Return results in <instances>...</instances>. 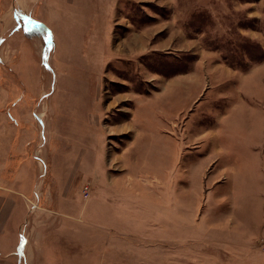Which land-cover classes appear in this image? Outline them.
Listing matches in <instances>:
<instances>
[{
	"label": "rangeland",
	"instance_id": "rangeland-1",
	"mask_svg": "<svg viewBox=\"0 0 264 264\" xmlns=\"http://www.w3.org/2000/svg\"><path fill=\"white\" fill-rule=\"evenodd\" d=\"M263 62L264 0H0V264H264L262 194L237 222L207 191L219 146L165 147L146 101Z\"/></svg>",
	"mask_w": 264,
	"mask_h": 264
},
{
	"label": "crops",
	"instance_id": "crops-1",
	"mask_svg": "<svg viewBox=\"0 0 264 264\" xmlns=\"http://www.w3.org/2000/svg\"><path fill=\"white\" fill-rule=\"evenodd\" d=\"M16 11L19 13L18 8ZM222 67H209L204 77L178 75L166 80L161 84L163 87L159 93L146 99L151 100L155 106V114L151 115L149 122H159V141H165V147H172L178 154L183 145H192L194 150L201 149L206 157L218 145L217 156L207 160L203 167L204 176L209 180L207 191H215L218 187L219 192H224L220 203L235 210L234 216L236 219L240 216L237 222L242 225L252 223L246 210L252 209L257 202L254 196L262 194V219L259 220L258 229L250 230L249 226V230L253 236L259 233V236L264 237V62L254 64L246 71H238L226 65ZM162 92H170L171 95L167 98ZM205 94L208 95L205 109L192 117L189 115L190 110L186 114L183 106L190 104L193 108ZM134 96L132 99L138 100L140 104L146 102ZM139 107L141 105L138 111ZM180 116L185 120L184 139L177 135ZM204 117L210 120L208 125H201L203 121L199 119ZM107 131L110 134L119 131H123V134L132 133L130 125ZM224 138L228 143H222ZM133 139L129 143L134 144L135 148L129 151L134 153L139 142L136 144ZM137 140L141 141L142 138ZM237 141L242 142V145L237 146ZM175 163V168H178L179 161ZM194 163L190 164L192 167L189 169L196 171ZM125 167L128 168V165Z\"/></svg>",
	"mask_w": 264,
	"mask_h": 264
},
{
	"label": "trees",
	"instance_id": "trees-1",
	"mask_svg": "<svg viewBox=\"0 0 264 264\" xmlns=\"http://www.w3.org/2000/svg\"><path fill=\"white\" fill-rule=\"evenodd\" d=\"M252 48H250L249 46H245V48H242L241 51L242 53L247 57L249 58L250 60L252 61H257L259 60L261 57H262V53H263V50L261 49V47L259 46H256L255 47V50H253ZM262 52V53H261ZM235 58L236 56L235 55H231V59H232V66H234L235 64Z\"/></svg>",
	"mask_w": 264,
	"mask_h": 264
},
{
	"label": "built area",
	"instance_id": "built-area-1",
	"mask_svg": "<svg viewBox=\"0 0 264 264\" xmlns=\"http://www.w3.org/2000/svg\"><path fill=\"white\" fill-rule=\"evenodd\" d=\"M83 193H84V196L85 197H88L89 196L90 190H89V187L88 186H85L84 187Z\"/></svg>",
	"mask_w": 264,
	"mask_h": 264
}]
</instances>
